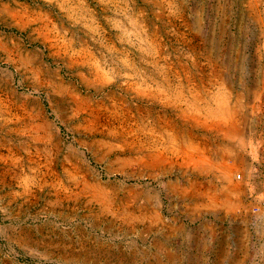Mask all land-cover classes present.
Listing matches in <instances>:
<instances>
[{"label": "rangeland", "instance_id": "obj_1", "mask_svg": "<svg viewBox=\"0 0 264 264\" xmlns=\"http://www.w3.org/2000/svg\"><path fill=\"white\" fill-rule=\"evenodd\" d=\"M0 264H264V0H0Z\"/></svg>", "mask_w": 264, "mask_h": 264}, {"label": "bare ground", "instance_id": "obj_2", "mask_svg": "<svg viewBox=\"0 0 264 264\" xmlns=\"http://www.w3.org/2000/svg\"><path fill=\"white\" fill-rule=\"evenodd\" d=\"M222 96H223V94H222ZM225 97H226V95H225ZM227 102L222 97H220L219 102L216 103L217 107L214 108V110L209 109L207 112L216 116V118H218L220 121H222V123H230V122H232L231 121L232 119H230V118L233 116L232 114H233L235 109H234V106L228 105ZM231 124H233V123H231ZM234 170H235V166H233V165L232 166L226 165L223 167V175H224L225 180L228 182L229 190H235L237 188V184L234 183L231 179V176H232V173Z\"/></svg>", "mask_w": 264, "mask_h": 264}]
</instances>
